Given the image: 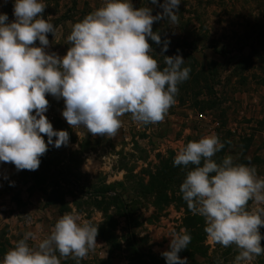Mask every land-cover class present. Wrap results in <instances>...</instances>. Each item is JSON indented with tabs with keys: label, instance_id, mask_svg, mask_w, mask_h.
Masks as SVG:
<instances>
[{
	"label": "rangeland",
	"instance_id": "374dc122",
	"mask_svg": "<svg viewBox=\"0 0 264 264\" xmlns=\"http://www.w3.org/2000/svg\"><path fill=\"white\" fill-rule=\"evenodd\" d=\"M44 3V17L56 27L55 36L48 34L46 51L64 56L72 26L101 7L103 0ZM132 3L136 8L151 7L153 15L163 11L149 0ZM0 13L8 15L7 22L13 21V0H0ZM263 13L264 0H181L178 24L153 23L162 43L149 40L150 55L160 68L165 67L164 56L177 54L191 68L162 122L138 125L126 114L114 137L93 136L82 126L72 128L62 116L63 99L48 95L45 115L54 130L69 133V143L60 148L49 145L40 159L50 160L52 167L41 162L36 171H17L11 163H0V240L5 243L0 259L26 232L42 239L62 215L73 213L98 229H109L119 243L113 250L97 235L94 251L80 264H166L161 253L169 250L168 236L187 231V217L195 215L179 191L187 169L174 167L173 159L188 142L206 135L214 133L224 143L213 157L217 163L231 155L234 163L254 165L264 177V23L259 22ZM202 33L208 38H197ZM166 39L170 43L162 53ZM44 139L47 143L46 135ZM113 197L128 205L136 245L146 257L139 258L129 248L127 223ZM61 198L62 203L50 202ZM248 207L256 205L250 201ZM260 231L264 235V227ZM204 245L205 255L190 246L179 255L188 262L193 252L200 264H233L238 254L234 245L223 247L208 236ZM61 264L76 261L62 259ZM251 264H264V255Z\"/></svg>",
	"mask_w": 264,
	"mask_h": 264
},
{
	"label": "clouds",
	"instance_id": "9594fccd",
	"mask_svg": "<svg viewBox=\"0 0 264 264\" xmlns=\"http://www.w3.org/2000/svg\"><path fill=\"white\" fill-rule=\"evenodd\" d=\"M149 2L163 11L153 15L151 7L136 8L132 0H103L72 26L64 56L46 51L56 27L43 15L44 0H13L11 22L0 13V163L36 171L49 145L67 146L69 133L54 130L45 115L48 95L63 99L62 116L72 128L82 126L93 136L114 137L126 114L138 125L165 119L191 68L177 54L163 55L161 69L150 55L149 40L162 43L153 23L178 24L181 0ZM169 43L163 41L162 53ZM223 148L214 133L183 146L173 159L174 167L187 169L179 191L188 209L204 218V231L214 243L235 246L233 264H251L264 255V177L254 165L234 163L231 155L217 163L213 157ZM250 201L256 205L251 210ZM97 235V226L66 213L42 239L26 232L0 264H61L68 258L80 264L94 251ZM168 237L169 250L161 253L166 264H188L179 253L191 235L182 229Z\"/></svg>",
	"mask_w": 264,
	"mask_h": 264
},
{
	"label": "trees",
	"instance_id": "16d2710c",
	"mask_svg": "<svg viewBox=\"0 0 264 264\" xmlns=\"http://www.w3.org/2000/svg\"><path fill=\"white\" fill-rule=\"evenodd\" d=\"M261 18H262V20L259 21L260 24H261V22L264 23V13H263ZM258 33L259 32L254 34V36H253L254 40L258 38V35H259ZM196 36H197V38L199 37L201 39L208 38L205 33H202V34L196 35ZM212 47L214 49H216V47H214V45H212ZM218 52H222V51H218ZM41 162H43V164L46 167H52L50 160L44 161V159H41ZM55 172L57 174H61V171L57 170ZM95 192L97 194H105V193L107 194V191H105V192L95 191ZM113 198L116 200L117 204L119 205V208L122 210L125 222L127 223V228L129 230L128 236H127L129 248L131 249L132 253L136 254L139 258L146 257L147 255L145 253L141 252L136 245L135 236H134V233L132 231L133 224H132V219L130 217V210H129L128 205L126 203H124L122 198H116V197H113ZM50 202L51 203H62L63 199L62 198L61 199H52ZM186 227L188 228L187 232L191 235V242L188 246L192 247L193 250L200 253V255H205L206 251L208 249V246L204 245V241H205V238L207 236V234L204 231V228H205L204 218L201 216H198L196 214L192 215V216L189 215L187 217V220H186ZM98 235L104 241H106L113 250L119 249V243L115 239V235L113 234L112 231H110L109 229L103 230V228H99L98 229ZM0 248L2 251L5 249V243H3V241H1V240H0ZM188 256L191 257V261L188 262V264H200L195 260L193 252L189 253ZM82 262L84 264L87 263V261H82Z\"/></svg>",
	"mask_w": 264,
	"mask_h": 264
},
{
	"label": "built area",
	"instance_id": "2783aa9c",
	"mask_svg": "<svg viewBox=\"0 0 264 264\" xmlns=\"http://www.w3.org/2000/svg\"><path fill=\"white\" fill-rule=\"evenodd\" d=\"M200 117H203L202 114H200Z\"/></svg>",
	"mask_w": 264,
	"mask_h": 264
}]
</instances>
